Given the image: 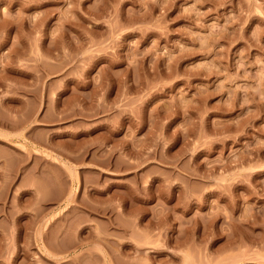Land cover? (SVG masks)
Instances as JSON below:
<instances>
[{
  "label": "rangeland",
  "instance_id": "374dc122",
  "mask_svg": "<svg viewBox=\"0 0 264 264\" xmlns=\"http://www.w3.org/2000/svg\"><path fill=\"white\" fill-rule=\"evenodd\" d=\"M0 264H264V0H0Z\"/></svg>",
  "mask_w": 264,
  "mask_h": 264
}]
</instances>
